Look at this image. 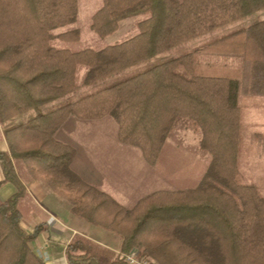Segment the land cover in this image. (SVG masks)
Segmentation results:
<instances>
[{"label":"trees","instance_id":"16d2710c","mask_svg":"<svg viewBox=\"0 0 264 264\" xmlns=\"http://www.w3.org/2000/svg\"><path fill=\"white\" fill-rule=\"evenodd\" d=\"M263 9L264 0H102L91 16L97 35L144 15L137 32L101 49L71 50L52 41L76 40L79 31L53 30L76 20L78 0H0V144L7 145L0 146V185L15 187L0 198V264H45L31 244L43 225L23 228L25 186L15 162L66 199L73 214L121 237L116 252L74 235L67 264H128L124 255L133 250L155 264H264V188L241 181L239 167L243 113L264 98V19L160 57ZM79 66L86 68L80 81ZM109 77L93 92L48 106ZM69 117H110L119 141L149 164L183 120L200 129L208 167L193 187L156 190L124 207L71 168L75 149L55 138Z\"/></svg>","mask_w":264,"mask_h":264},{"label":"crops","instance_id":"0c3cea01","mask_svg":"<svg viewBox=\"0 0 264 264\" xmlns=\"http://www.w3.org/2000/svg\"><path fill=\"white\" fill-rule=\"evenodd\" d=\"M254 104L251 109L259 111L258 114L264 112V98L257 99ZM255 118L250 144L252 150L254 144L257 146L253 152L260 158L264 157V117ZM55 138L75 149L71 168L83 180L108 193L124 207L134 206L140 198L153 191L168 189L161 186L162 179L154 174V165L145 162L137 147L119 141L117 125L110 117H69L56 130ZM0 146L7 147L4 139ZM15 170L25 186V194L19 201L23 228L31 232L39 224L44 227L31 244L45 264H67L65 249L75 234L114 251L119 250V237H113L73 214L68 201L41 180L33 179L21 162H15ZM2 177L0 168V179ZM250 182L264 188V176ZM14 191V185L5 182L0 185V198H8Z\"/></svg>","mask_w":264,"mask_h":264},{"label":"rangeland","instance_id":"374dc122","mask_svg":"<svg viewBox=\"0 0 264 264\" xmlns=\"http://www.w3.org/2000/svg\"><path fill=\"white\" fill-rule=\"evenodd\" d=\"M101 4L102 0H78V14L76 20L73 23L58 27L53 30L54 33H58L62 31L77 29L79 31L78 39L73 41L54 39L52 41V44L57 47H66L71 50H80L87 47L93 49H101L107 44L125 40L137 32V23L144 18V15L131 16L124 20H121L119 22L118 29L107 36L97 35L92 30L90 23L92 14L101 6ZM261 19H264V9L257 11L244 19L224 25L213 31L204 33L190 41L184 42L172 48L160 57H175L183 53L193 51L237 27L248 25L256 20ZM157 60L158 57L152 59L151 62H156ZM139 68L140 67H136L135 69L132 68L126 72H123L121 75H127L136 70H139ZM85 72L86 68L84 66H79L76 72V79L80 81L83 78ZM114 78L109 77L97 83L80 87L66 97L48 104V106L54 107L65 102L72 101L109 84L114 80ZM257 112L259 111H254V109H251L250 106H247L242 117L244 135L242 138L243 142L241 157L239 160V167L241 172V181L243 182L254 181L264 176V157H255L253 151L256 150L257 146H255L253 142L255 148H253L254 150H252V144H250L253 139L252 137H250V133L254 130V123L252 125L253 119L255 117H264V112H261L260 114H258ZM33 114V111H29L26 115L31 116ZM19 119L22 120L23 117H20ZM200 138V129L194 127H186L183 120L177 123L175 128L171 131L170 135L166 138L164 144L162 145L155 164H150L154 165V174L162 179V187L168 189H183L197 185L204 172L206 171V168L208 167L210 161L209 153L200 146ZM95 226L100 227L98 225ZM102 229L108 232V234H111L113 237H119L121 244L120 236L107 229ZM119 251L120 248L116 252ZM132 252L138 253V255L141 256L138 250H133ZM141 257L148 260L143 256Z\"/></svg>","mask_w":264,"mask_h":264},{"label":"built area","instance_id":"2783aa9c","mask_svg":"<svg viewBox=\"0 0 264 264\" xmlns=\"http://www.w3.org/2000/svg\"><path fill=\"white\" fill-rule=\"evenodd\" d=\"M124 258L128 264H154L142 258L141 256L138 255V253L135 252H130L128 254H125Z\"/></svg>","mask_w":264,"mask_h":264}]
</instances>
